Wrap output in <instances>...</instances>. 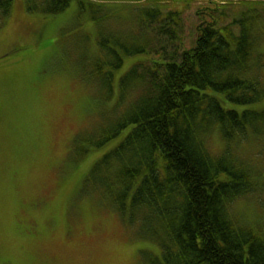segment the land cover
<instances>
[{
    "label": "trees",
    "instance_id": "1",
    "mask_svg": "<svg viewBox=\"0 0 264 264\" xmlns=\"http://www.w3.org/2000/svg\"><path fill=\"white\" fill-rule=\"evenodd\" d=\"M240 1L249 3L227 22L225 13L201 20L186 49L159 46L179 28L173 12L171 20H155L160 11L148 10L153 20H138L147 33L142 38L134 29L98 28L92 81L107 101L115 99L74 148L81 146L84 156L120 138L85 181L135 236L159 245L160 254L141 251L142 264H264L262 226L233 210L264 186V172L248 157L254 151H244L252 137L264 135V107L227 105L264 101V0ZM9 2L0 1L5 12ZM42 2L56 12L70 0ZM133 55L149 58L133 63L117 90L115 71ZM215 131L223 142L218 152L210 145Z\"/></svg>",
    "mask_w": 264,
    "mask_h": 264
},
{
    "label": "rangeland",
    "instance_id": "2",
    "mask_svg": "<svg viewBox=\"0 0 264 264\" xmlns=\"http://www.w3.org/2000/svg\"><path fill=\"white\" fill-rule=\"evenodd\" d=\"M34 1L28 11L24 0L13 2L8 12L0 4V264H142L141 251L160 254L159 245L135 236L85 181L93 163L120 138L84 156L81 146L74 148L115 99L107 101L92 81L98 28L134 29L130 33L142 38L147 33L138 20H153L147 9L160 11L155 20H169L173 12L180 21L176 33L161 40L164 47L154 43L167 51L186 49L201 20L225 13L221 18L227 22L249 1L98 0L91 7L70 0L56 12ZM259 49L264 52V38ZM148 58L127 56L115 71L116 88L134 62ZM227 105L261 109L264 101ZM250 141L244 151H254L248 157L263 173L264 135ZM210 145L221 151L218 131ZM233 210L264 230V186L236 201Z\"/></svg>",
    "mask_w": 264,
    "mask_h": 264
},
{
    "label": "flooded vegetation",
    "instance_id": "3",
    "mask_svg": "<svg viewBox=\"0 0 264 264\" xmlns=\"http://www.w3.org/2000/svg\"><path fill=\"white\" fill-rule=\"evenodd\" d=\"M13 1H16V0H13Z\"/></svg>",
    "mask_w": 264,
    "mask_h": 264
}]
</instances>
